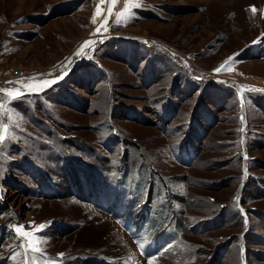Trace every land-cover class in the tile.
<instances>
[{
  "label": "rangeland",
  "instance_id": "obj_1",
  "mask_svg": "<svg viewBox=\"0 0 264 264\" xmlns=\"http://www.w3.org/2000/svg\"><path fill=\"white\" fill-rule=\"evenodd\" d=\"M0 104V264H264V0H0Z\"/></svg>",
  "mask_w": 264,
  "mask_h": 264
},
{
  "label": "trees",
  "instance_id": "obj_2",
  "mask_svg": "<svg viewBox=\"0 0 264 264\" xmlns=\"http://www.w3.org/2000/svg\"><path fill=\"white\" fill-rule=\"evenodd\" d=\"M111 79V78H110ZM220 84H229V86L231 87V84L230 83H223V82H221ZM233 89H234V91H235V93L237 94V99H238V101H239V103H240V101H241V103L243 104L245 101H247V97H246V99H244V97L242 98L241 97V95H240V93H239V91H238V89L237 88H235V87H233ZM112 89L111 90H109V94L111 95L112 94ZM113 107H114V102H112V104H111V108H110V111H111V114H112V112H113ZM243 109H244V111H242V116H243V119H244V121H247V119H246V112H245V109H246V107L245 106H243ZM110 117H111V115H110ZM112 125H111V128H112V130H113V134H114V136L116 137H123L122 136V134H121V132H120V130H119V128H118V126H116L115 124H113V123H111ZM53 127H54V125H50V127H49V129L50 130H53ZM246 125H243V127H242V130H246ZM122 143L124 144V139H122ZM247 149L249 150V148H248V146H247ZM183 152L184 153H187L188 152V149H185V150H183ZM188 155H189V153H187ZM187 154H185V155H187ZM183 161H184V158H183ZM184 162H186V163H188V162H190L189 160H185ZM87 177V180H88V174L85 172L84 174H83V179L85 180V178ZM245 188V185L244 184H242V182H241V184H240V186H239V189H244ZM242 196H240L239 197V199H241L242 200ZM240 200V201H241ZM239 205H240V203H239ZM239 210L241 211V213H242V215L244 216L243 217V223H244V230H243V232H242V234H241V237H247L248 236V234H249V232H250V230H251V223H250V221L248 220L249 219V215H250V213L252 212V210L253 209H251V208H249V207H246L244 204H243V202H242V205H240L239 206ZM259 213H261L260 211H258ZM246 213H247V215H246ZM148 216V215H147ZM228 239H230V238H228ZM227 240H225L222 244H224V246L227 244ZM228 245V244H227ZM247 245V244H246ZM246 245H240V253L242 254V258H244V259H246L247 258V252H244V250H243V248L246 246Z\"/></svg>",
  "mask_w": 264,
  "mask_h": 264
},
{
  "label": "snow or ice",
  "instance_id": "obj_3",
  "mask_svg": "<svg viewBox=\"0 0 264 264\" xmlns=\"http://www.w3.org/2000/svg\"><path fill=\"white\" fill-rule=\"evenodd\" d=\"M112 2L114 4L115 3V0H112ZM132 6H139V5L136 4V5H132ZM125 11H127V8L125 9ZM252 11L255 12V8H253ZM97 14L99 15V10H98ZM123 15H124L123 13L120 14L121 17H123ZM93 22H95V20ZM85 46H87V45H85ZM223 70H226L225 69V66H222L220 69H217L218 72L219 71H223ZM51 83H55V81H44L41 85H33V84H30L27 87L29 89H32V88H37L38 89L40 87H47ZM6 94L9 97H15V96L21 95V93H20L19 90L7 91ZM0 107H4V105L0 104ZM2 131H3L4 134H6L7 133V128H4ZM4 134H0V141H2L5 138V135ZM17 231L20 233L21 236H24L26 238H28V237H30L32 235L31 233L24 232L23 229L20 228V227H17ZM33 251H39V249L38 248H33Z\"/></svg>",
  "mask_w": 264,
  "mask_h": 264
},
{
  "label": "built area",
  "instance_id": "obj_4",
  "mask_svg": "<svg viewBox=\"0 0 264 264\" xmlns=\"http://www.w3.org/2000/svg\"><path fill=\"white\" fill-rule=\"evenodd\" d=\"M4 125H5L4 121L0 120V130H1L2 128H4Z\"/></svg>",
  "mask_w": 264,
  "mask_h": 264
},
{
  "label": "crops",
  "instance_id": "obj_5",
  "mask_svg": "<svg viewBox=\"0 0 264 264\" xmlns=\"http://www.w3.org/2000/svg\"><path fill=\"white\" fill-rule=\"evenodd\" d=\"M7 139V138H6ZM259 238L264 239V237L259 236ZM264 241V240H263Z\"/></svg>",
  "mask_w": 264,
  "mask_h": 264
}]
</instances>
